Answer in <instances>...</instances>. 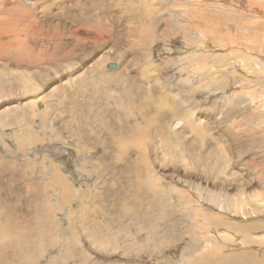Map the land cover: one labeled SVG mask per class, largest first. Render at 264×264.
<instances>
[{
  "label": "rangeland",
  "instance_id": "374dc122",
  "mask_svg": "<svg viewBox=\"0 0 264 264\" xmlns=\"http://www.w3.org/2000/svg\"><path fill=\"white\" fill-rule=\"evenodd\" d=\"M3 1L0 0V42L4 40L1 44L9 43L8 35L19 39L22 33L20 38L27 39L29 46L26 47L30 48L28 55L33 56L35 62L30 60L24 69L15 67L18 63L10 56L13 53L12 47L6 45L10 48L7 50L4 48L6 46L0 44L1 55L5 54L3 57L0 55L2 61L4 60L0 61V107L12 105V101L19 104L26 99L38 98L45 91L48 93L52 81L54 83L50 86L56 82L61 84L60 80L65 79L63 76L82 72V68L93 64L96 58L102 56L100 64L93 67L95 72L90 75V84L80 88L67 87L66 84L65 88L71 92L69 98L64 97V94L60 97V93L53 96L55 108L48 109L49 123L44 122L42 114L41 118L29 122L35 136L40 138L38 141L36 139L26 143L15 128L0 127V174L6 170L4 165L12 170L1 174L3 185L9 182L23 184L25 190L27 184L33 182L43 186L41 195H46L44 200L29 201L30 194L24 191L21 198H17L19 202H30L31 218H36V210L41 206L53 209H49V212L45 209L46 214L49 213L45 217L48 218V223L44 226L46 232L40 230L36 233V225L26 222L27 226H24L31 228L27 230L29 234L2 240H8L5 246L0 245V259L5 254L7 258L3 260H8V263L3 264H196V257L199 255L200 264H254L259 260L264 263V0H110L102 6L97 4L104 0H73L78 5H69L68 9V4L59 7L57 0ZM81 1L87 2L84 8L80 6ZM145 1L152 4L151 7ZM46 4L53 8L52 14L48 15L50 21L55 22L53 25L42 22L40 16H24L21 19H11L12 21L2 18L13 16L9 13L11 8L27 9L33 13L34 8ZM82 9L86 11L89 19L86 16L79 17ZM146 10L150 11L143 17ZM164 10L172 23L150 21L153 13L162 17ZM140 17L146 20L143 23L150 22V25L141 24L138 21L142 20ZM11 24L15 25L16 30L22 26L19 29L28 31L20 34L4 33L12 30ZM56 25L52 30L51 26ZM58 25L61 26L60 29ZM135 25L136 29L132 33ZM51 30L54 31L53 34ZM141 32L157 37L167 35L169 39L156 42L154 52L150 53V50L145 48L142 51V48L139 49L134 44L133 35L137 36ZM96 33L101 34L103 39L101 37L96 42L92 39L89 41V35L94 37ZM117 37L122 38L119 48L113 45ZM13 46L15 49L21 45ZM1 49H6V52ZM126 52L130 53V57L124 62L120 56ZM5 56L7 57L4 59ZM150 57L155 59L154 62L166 65L160 72L169 88H179L184 94L194 95L192 100L198 101L195 116L200 117L203 130L187 132L186 128L178 124L183 114L186 115L183 111H189L187 113L194 116L191 102L171 103L174 105L172 108L160 109L162 106L157 104L156 107L153 103L155 100L149 97L140 101L135 98L144 89L154 88L153 83L148 86L146 81L156 75L150 71L141 74V70L135 66L125 70L126 65H130V60L134 58L142 66L150 61ZM111 61L117 64L115 68H109ZM122 64L125 68L121 67ZM158 67L161 68L160 65ZM118 68L126 75V78H120L121 81L125 80L121 86H115L106 78L100 83V78L94 75L96 72L104 74L108 70L113 72L112 70ZM222 74H225L224 78ZM129 80L133 84L142 83V86L136 90ZM260 82L263 83L259 84ZM124 84L129 85L131 95L128 96L133 98L127 100L123 96ZM253 88H256L255 91ZM246 93L252 94V97ZM148 108L153 111H146ZM23 109L19 113L26 123V112L23 113ZM36 109L45 110L46 106L39 101ZM87 110L90 111L89 119L86 117ZM81 111L85 114L83 119L80 116ZM168 111L171 115L166 119L163 113ZM20 114L15 112L13 116L17 120ZM93 114L103 120L100 122L93 119ZM148 119L157 120L154 121L152 131L161 127V123L165 130L156 132L157 136L155 133H142L141 137H144L142 139L146 143H142L141 153L135 150L138 148L131 145L132 143H128L130 147L127 144L125 149L116 147L114 139L113 144H101L103 138L108 140L107 138L117 134L111 128L125 127L130 122L132 125L137 120L144 126ZM79 121L85 129L77 124ZM108 124L109 127L106 126ZM170 124L178 130L172 131ZM93 125L96 128L100 126V130ZM81 131L89 136L87 140H93V149L88 150L84 146L87 140L81 137ZM199 133L200 136L197 135ZM160 135H165L164 139L169 145ZM147 136L154 137L148 139ZM156 137L159 138L158 141ZM174 140L179 143L176 147L172 146ZM80 142L85 144L80 146ZM183 148L184 151H181ZM188 148L195 150L197 154L188 152ZM128 152H136L135 156L138 158L146 152L165 180H158L160 175L154 173L149 165L142 170V175L150 177L153 184L155 182L161 190L158 188L151 195L152 182L140 184L142 194L137 191V185H130L133 180L129 176L146 178L139 175L141 173L136 168L135 161H129ZM157 155L158 158H155ZM196 156L200 159L196 160ZM159 159L163 161V166L157 165L161 163L157 162ZM11 161L17 162L16 166L9 165ZM118 171L120 172L116 175ZM14 173L17 174L12 175ZM58 176L60 177L57 179ZM216 180L221 182L218 184L219 189L213 183ZM238 182L244 186L246 182L248 187L242 188ZM243 193L246 197L241 198ZM219 218L224 223L217 227ZM230 222L239 224L242 228L248 224L247 231L250 230L245 233L251 237L250 242L245 240L244 232H237ZM220 252L233 258L221 259ZM18 254L20 255L17 256ZM205 257L206 261H203Z\"/></svg>",
  "mask_w": 264,
  "mask_h": 264
},
{
  "label": "bare ground",
  "instance_id": "6f19581e",
  "mask_svg": "<svg viewBox=\"0 0 264 264\" xmlns=\"http://www.w3.org/2000/svg\"><path fill=\"white\" fill-rule=\"evenodd\" d=\"M3 1V0H2ZM40 1V0H39ZM55 1V0H54ZM68 1H72L71 3L70 2H68ZM107 1H110V0H104V1H100L97 5H99V6H102L103 5V3L105 2V4L107 3ZM198 1V0H197ZM4 2V1H3ZM82 2V3H81ZM80 2V6H82L83 8L86 6V4H87V2H83V1H81ZM146 2V1H145ZM199 3V2H198ZM246 3V2H245ZM2 3H0V5H1ZM56 4H58V6L59 7H61V6H63V5H66V4H68L67 5V8L66 9H68L69 8V5H78L76 2L74 3V1L73 0H57L56 1ZM146 4H148V7H151V5L152 4H150V3H148V2H146ZM154 4V3H153ZM201 4V3H200ZM237 4H238V2H237ZM126 5V4H125ZM39 6V5H38ZM37 6V7H38ZM56 6V5H55ZM147 6V5H146ZM154 6V5H153ZM165 6V5H164ZM20 7V6H19ZM130 7V6H129ZM7 8V7H6ZM22 8V7H21ZM42 10H41V9ZM40 8H34V11H33V13H31V11H27V9H23V10H21V9H19V8H11V10L9 11V13L11 14V15H13L12 17H9V16H3L2 18L3 19H5V20H10V21H12L11 19H15V18H23L24 16H28V17H32V16H40V18H41V21L42 22H44L45 24H54L55 22L54 21H50V19L48 18V15H50V14H52V12H51V10L53 9L52 7H51V5H48V4H46V5H42ZM62 8V7H61ZM73 8V7H72ZM98 8V7H97ZM134 8V7H133ZM137 8V7H136ZM154 8V7H153ZM157 8H159V7H157ZM160 8H162V7H160ZM38 9H40L39 11H38V13H37V10ZM65 9V10H66ZM146 9H147V7H146ZM167 9V8H166ZM165 9V10H166ZM151 10H153V9H151ZM158 10H160V9H158ZM157 10V11H158ZM161 10H163V9H161ZM163 11V16L162 17H160V15H158V16H155L154 15V13H153V16L151 17V20L150 21H165V22H167V23H172V20L169 18V15L168 14H166L165 12L166 11ZM168 10V9H167ZM81 11V13H80V15H79V17H83V16H86V18L87 19H89L88 18V14L86 13V11L84 10V9H82V10H80ZM134 11V10H133ZM150 10H146V12L143 14V17H146V15L148 14V12H149ZM190 11V10H189ZM12 12V13H11ZM135 12V11H134ZM162 12V11H161ZM169 12V11H168ZM6 14V13H5ZM4 14V15H5ZM156 14V13H155ZM161 14V13H160ZM220 14V13H219ZM142 15V14H141ZM179 16V15H178ZM217 16V15H216ZM1 17V16H0ZM14 17V18H13ZM142 17V18H143ZM38 18V17H37ZM141 18V17H140ZM141 18V19H142ZM150 18V17H149ZM19 19V20H20ZM16 20V19H15ZM28 21V20H27ZM40 21V22H41ZM141 24H144L145 26H147V25H150V22H148V24H145V23H143L144 21H146V20H138ZM143 21V22H142ZM6 22V21H5ZM14 22V21H13ZM108 22V21H107ZM17 23V22H16ZM20 23V22H19ZM29 23V22H28ZM21 24V23H20ZM59 24V23H58ZM131 24V23H130ZM2 25V24H1ZM12 25V27H10L12 30H10L9 29V31L7 30L6 32H4V33H6V34H9V33H17V34H20L22 31H26V30H24V29H19L20 27H22V26H20L17 30L16 29H14V27H15V25H13V24H11ZM22 25V24H21ZM36 25V24H35ZM60 25V24H59ZM59 25H58V27H59ZM128 26V25H127ZM6 27V26H5ZM57 27V25L56 26H51V29L52 30H54L55 28ZM61 27V26H60ZM60 27L58 28V29H60ZM67 27V26H66ZM129 27V26H128ZM23 28H24V26H23ZM126 28V27H125ZM132 28V27H131ZM66 29V28H65ZM85 29V28H84ZM92 29H94V28H92ZM97 29V28H96ZM100 29V28H99ZM136 29V25H135V27H133V31H132V33L134 32V30ZM1 30V29H0ZM4 29H2V31H3ZM52 30H51V32H52ZM123 30H125L124 28H123ZM132 30V29H131ZM216 30V29H215ZM5 31V30H4ZM14 31V32H13ZM28 31V30H27ZM56 31V30H55ZM63 31H64V29H63ZM66 31V30H65ZM88 31V30H87ZM95 31V30H94ZM93 31V32H94ZM121 31V30H120ZM172 31V30H171ZM175 31V30H174ZM178 31H179V29H178ZM200 31V30H199ZM202 31V30H201ZM31 32V31H30ZM33 32V31H32ZM48 33H50L49 31H47ZM54 32V31H53ZM53 32H52V34H53ZM58 32H59V30H58ZM92 32V33H93ZM215 32V31H214ZM2 32L0 31V34H1ZM40 33V31L37 33V34H39ZM95 33V32H94ZM122 33H123V31H122ZM200 33V32H199ZM213 33V32H212ZM25 33H23V35H24ZM27 34V33H26ZM36 34V33H35ZM43 34V33H42ZM47 34V33H46ZM64 34V33H63ZM72 34V33H71ZM131 34V33H130ZM172 34V33H171ZM216 34V33H215ZM21 35H22V33H21ZM21 35H20V37H21ZM51 35V34H50ZM66 35V34H65ZM89 35V34H88ZM96 35V36H95ZM119 35V34H118ZM168 35H170V34H168ZM9 36V39H8V41H9V43L8 44H6V45H10V48L12 49V51H13V53L10 55V56H12V58H13V60H15L18 64H16L15 65V67H20V68H25V66H26V64L28 63V62H30V60L34 63L35 61H34V57L33 56H29L28 55V52L30 51L29 49L30 48H28L27 49V47H26V45H28V43H26L27 41V39L25 40V39H23V38H20L19 37V39L18 38H16V37H12V35L10 34V35H8ZM45 36V35H44ZM52 36V35H51ZM54 36V35H53ZM72 36V35H71ZM83 36V35H82ZM81 36V38H83ZM87 36V35H86ZM90 36V37H89ZM88 37H89V41H91V39L93 40V42H96V41H98L101 37H102V35L101 34H99V35H97V33L96 34H94L93 36L94 37H91V35H89ZM121 36V35H120ZM76 38H77V35L75 36ZM124 37V36H123ZM133 37H134V44L135 45H137L138 46V48L140 49V48H142L141 50L142 51H144L145 50V48L147 49V50H150L149 52L151 53V51L152 52H154V46H155V43L156 42H158V41H160V40H165V39H169L168 37H167V35H165V36H159V37H157V36H155V35H153V34H146V33H144V32H141V33H139L137 36H135V35H133ZM200 37V36H199ZM209 37V36H208ZM24 38H26V37H24ZM61 38V37H60ZM105 38V37H104ZM6 39V38H5ZM102 39H103V37H102ZM85 40H88V39H86L85 38ZM101 40V39H100ZM121 40H122V38H116L115 39V41H114V43H113V45L115 46V47H120L121 45H120V42H121ZM4 41V40H3ZM3 41H1V42H3ZM82 41V40H81ZM80 41V42H81ZM106 41V40H105ZM126 41V40H125ZM168 41V40H167ZM1 42H0V44H1ZM5 42H6V40H5ZM5 42H4V44H5ZM79 42V43H80ZM86 42V41H85ZM106 42H108V41H106ZM165 42V41H164ZM82 43H84L83 41H82ZM101 43V42H100ZM3 44V43H2ZM1 44V46H6V45H2ZM13 44L14 45H17V44H20L21 46H17V47H15V49H17V50H15L13 47ZM112 45V44H111ZM157 45V44H156ZM250 45V44H249ZM29 46V45H28ZM31 47V46H30ZM136 47V46H135ZM1 48V47H0ZM4 48H8L7 46L6 47H4ZM10 48H8L9 50H10ZM5 49V50H6ZM7 49V50H8ZM122 49H123V47H122ZM1 50H3V49H1ZM5 50H3V52L5 51ZM116 50V49H115ZM11 51V52H12ZM119 51H120V49H119ZM6 52V51H5ZM125 52V51H124ZM64 53V52H63ZM117 53V52H116ZM31 54H34V53H31ZM102 54V53H101ZM100 54V55H101ZM104 54V53H103ZM261 54V53H260ZM0 55H1V53H0ZM5 55V54H4ZM4 55H1L2 57L4 56ZM9 55V54H8ZM226 55V54H225ZM116 56V55H115ZM2 57H0V61H2ZM7 56H5L4 57V59L6 58ZM101 57L102 56H99V58H96L95 59V62L93 63V64H91L90 63V65L88 66V67H86V68H82V72H77V73H71V74H69L68 73V75H65V76H63L65 79H63L62 78V80H60L61 81V84H59V82H56V84H53L52 86H50L52 83H54L53 81H52V83L49 85V87H50V89H49V91H48V93L45 91L44 93H42L41 94V96H39L38 98H31V99H26L25 100V102L24 103H19V104H16V103H14V101H12V105H9V104H7V105H3L2 107H0V127H2V128H4V129H7V128H10V129H12V128H15L18 132H19V136L21 137V139H23L26 143H31L30 141H34V140H36V141H38L40 138H39V136H35V133H34V131H32V125L29 123V122H31V121H33L34 119H38V118H41V114H42V116L44 115V122H46V123H49V120H50V117H49V112H48V109H50V110H53V96L55 95V96H57L56 94L57 93H60V97H61V95L62 94H64V97H70L71 95V92L69 93L68 91H67V87H74V88H80V87H82V86H84V85H88V84H90L89 82H90V75L91 74H93V72H95L94 71V69H93V67L95 66V65H97L98 63L100 64V62H101ZM121 59H123V61L125 62V61H127L128 60V58L130 57V53L129 52H126V53H123L121 56ZM10 58V57H9ZM135 58V57H134ZM131 59L130 60V65L128 64V65H126V69L125 70H128V69H130V68H132V67H138L137 69L138 70H141L140 72H141V74L143 73V72H151L153 75H156L153 79H150V81H146V83H147V85L149 86L151 83H153V86H154V88L152 89V90H146V89H144L143 90V92H139L138 93V95L135 97V98H137L139 101L141 100V99H147L148 97L152 100H155V101H153V103H154V105L156 104V107H157V104H160L161 106H162V108H160V109H164V108H166V107H169V108H172V106H174V105H171V103H179V102H184V101H187V102H191L192 103V107H191V111L193 112V115L194 116H190L187 112H189V111H183V112H185L186 113V115L184 116V114H183V117H181L179 120H178V124H180V125H182L183 126V128H186L188 131L187 132H189L190 130H191V132L192 131H194V130H198V131H200V129L201 130H203V127L202 126H200V117H196L195 116V112H196V110H198L197 109V107H196V104H198V101H193L192 100V96H194V95H192V96H190L189 94H184V92H183V90H181V89H172V88H169L168 86H167V83H166V79H164V78H161V72H160V69H162L163 68V66H166L165 64H162V63H156V62H154V60L155 59H152L151 57V59H150V61H148V62H146V64H143L142 66H140L138 63H137V61H136V59ZM155 58V57H154ZM212 58V57H211ZM8 59V58H7ZM6 59V60H7ZM112 59H114V58H112ZM93 60L94 59H92V61L91 62H93ZM133 60H135V61H133ZM4 61V60H3ZM2 61V62H3ZM114 61H115V59H114ZM114 61H111L112 63H110L109 64V68H111V65L112 64H115L114 63ZM217 61V60H216ZM7 62V61H6ZM105 62V61H104ZM139 62H140V60H139ZM1 64V63H0ZM119 64V63H118ZM142 64V63H141ZM10 65V64H9ZM124 64H122V66L121 67H124L123 66ZM161 66V68L160 67H158V66ZM232 65V64H231ZM2 66V65H1ZM100 66V65H99ZM107 66V65H106ZM115 66H117V64L115 65ZM4 67V66H3ZM97 68H98V66H96ZM139 67H141V69H139ZM14 68V67H13ZM96 68V69H97ZM115 68V67H114ZM125 68V67H124ZM225 68V67H224ZM133 69V68H132ZM252 69V68H251ZM7 71H10V70H8V69H6ZM137 70V71H138ZM113 72H111L110 70H108L107 72L105 71V73L103 74H99V73H95L94 75H96L98 78H100V83L102 82H104L105 81V78L107 79V81H110V82H113L114 84H115V86H121V84H123L124 82H125V80L124 81H121L120 80V78H126V75L124 74V73H122V71H120L119 70V68L117 69V70H112ZM259 71V70H258ZM140 72H138V73H140ZM221 72V71H220ZM226 73V72H225ZM149 74V73H148ZM151 74V75H152ZM221 74V73H220ZM72 75H74L73 77H72ZM223 75V74H222ZM221 75V76H222ZM225 75V74H224ZM224 75L222 76V78H224ZM235 75V74H234ZM145 76V75H144ZM226 76H227V74H226ZM225 76V77H226ZM200 78V77H199ZM214 78H216L215 76H214ZM258 78V77H257ZM92 79V78H91ZM259 79V78H258ZM261 79V78H260ZM95 80H96V78H95ZM216 80H218V79H216ZM215 80V81H216ZM228 80V79H227ZM230 80V79H229ZM250 80H252L251 78H250ZM249 80V81H250ZM98 81V80H97ZM203 81H206V80H203ZM212 81V80H211ZM210 81V82H211ZM226 81V80H225ZM260 81V80H259ZM129 82H130V84L132 85L133 83H132V80H129ZM144 82V81H143ZM263 82H264V79H263ZM262 82V83H263ZM220 83V82H219ZM248 83V82H247ZM251 83V82H250ZM257 83V82H256ZM261 82L259 83V84H262ZM66 84L68 85L66 88H65V86H66ZM105 84V83H104ZM145 84V83H144ZM199 84V83H198ZM206 84V83H205ZM212 84V83H211ZM214 84H215V82H214ZM218 84V83H217ZM258 84V83H257ZM264 84V83H263ZM15 85V84H14ZM208 85V84H207ZM213 85V84H212ZM212 85H211V87L210 88H212ZM242 85V84H241ZM248 85V84H247ZM250 85V84H249ZM253 85H255L254 83H253ZM252 85V86H253ZM124 86H125V88H124V95L123 96H125L126 97V99L128 98H130V97H132V96H128V95H131V91H130V89H129V85H125L124 84ZM123 86V87H124ZM133 86H134V88L136 89V90H139V88L138 87H141L142 86V83H138V84H133ZM147 86V87H148ZM213 86H216V85H213ZM255 86H257V85H255ZM261 86V85H260ZM260 86H258V87H260ZM123 87H122V90H123ZM127 87H128V89H127ZM152 87V86H151ZM219 87V86H218ZM249 88H251L250 86H248ZM35 88V87H34ZM223 88V87H222ZM261 88V87H260ZM42 89V88H41ZM206 89H207V87H206ZM242 89V88H241ZM244 89H246V88H244ZM252 89V88H251ZM254 90L253 91H255V89L256 88H253ZM48 90V89H47ZM77 90V89H76ZM225 90V89H224ZM224 90H222V91H224ZM260 90V89H259ZM263 90H264V88H263ZM39 91V90H38ZM128 91V92H127ZM208 91V90H207ZM217 91V90H216ZM243 91V90H242ZM252 91V90H251ZM252 91V93H254ZM258 91V90H257ZM256 91V92H257ZM261 91V90H260ZM259 91V92H260ZM41 92H43V91H41ZM82 92H83V90H82ZM93 92V91H92ZM218 92V91H217ZM237 93H238V91H236ZM235 92V93H236ZM261 92H263V91H261ZM78 93V92H77ZM190 93V92H189ZM234 93V92H233ZM258 93V92H257ZM226 94V93H225ZM240 94H241V91H240ZM243 94V93H242ZM246 94H248V93H246ZM260 94H262V93H260ZM76 95V94H75ZM81 95V94H80ZM210 95V94H209ZM251 95V97H252V94H250ZM249 94H248V96H250ZM258 95H256V97H257ZM234 97H236V94H234ZM238 97V96H237ZM67 98V99H68ZM83 98V97H82ZM113 98V97H112ZM133 98V97H132ZM249 98V97H248ZM13 99V98H12ZM81 99V98H80ZM127 99V100H128ZM256 99V98H255ZM255 99H253V100H255ZM61 100V99H60ZM206 100V99H205ZM231 100H233V99H231ZM260 100V99H259ZM39 101L41 102V103H44V105L46 106V109L45 110H40L39 111V109L37 110L36 109V106H37V102L39 103ZM93 101V100H92ZM148 101V100H147ZM263 101V100H262ZM68 102V101H67ZM118 102V101H117ZM193 102L195 103V104H193ZM200 102V101H199ZM253 102V101H252ZM6 103H8V102H6ZM76 103V102H75ZM15 104V105H14ZM66 104V103H65ZM190 104V103H189ZM67 105V104H66ZM87 105V104H86ZM159 105V106H160ZM85 106V105H84ZM160 106V107H161ZM200 106H201V104H200ZM264 106V105H263ZM79 107V106H78ZM131 107V106H130ZM23 108H25V109H23ZM55 108V107H54ZM66 108V107H65ZM85 108H86V106H85ZM136 108V107H135ZM175 108V107H174ZM173 108V109H174ZM201 108V107H200ZM208 108V107H207ZM210 108V107H209ZM23 109V113H24V111L26 112V119H27V122L25 123V121H24V118L22 119L21 118V110ZM59 109V108H58ZM211 109V108H210ZM60 110V109H59ZM68 110V109H67ZM98 110V109H97ZM99 110H102V108H99ZM69 111H71V110H69ZM68 111V112H69ZM88 112H87V115H86V117L89 119V113H90V111L89 110H87ZM93 111V110H92ZM133 111V110H132ZM146 111H148V112H152L153 110L152 109H150V108H148ZM158 111V110H157ZM163 111V110H162ZM171 111V110H170ZM170 111H168V113H163V117L164 118H168V117H170V115H171V113H172V111H171V113H170ZM15 112H17L18 114H20L19 116V118L16 120L15 119V117L13 116V114L15 113ZM20 112V113H19ZM61 112V111H60ZM66 112V111H65ZM83 111H81V113H80V116H81V118H82V116H84L85 114H83L82 113ZM160 112H161V110H160ZM164 112H166V111H164ZM264 112V111H263ZM64 113V112H63ZM71 113V112H70ZM133 113V112H132ZM79 114V113H78ZM100 114V113H99ZM142 114H143V112H142ZM64 115H65V113H64ZM63 115V116H64ZM157 115V114H156ZM202 115V114H201ZM17 116V115H16ZM66 116V115H65ZM91 116V115H90ZM110 116V115H109ZM204 116V115H203ZM74 117V115L72 116V118ZM120 117V116H119ZM192 117V118H191ZM43 118V117H42ZM77 118V117H76ZM75 118V119H76ZM96 119L97 121L98 120H100V122H101V120H103L101 117L100 118H98V117H96L94 114H93V119ZM105 118V117H104ZM160 118V117H159ZM211 118V117H210ZM66 119V118H65ZM68 119V118H67ZM66 119V120H67ZM83 119V118H82ZM129 119V118H128ZM135 119V118H134ZM141 119V118H140ZM143 119V118H142ZM202 119V118H201ZM42 120V119H41ZM73 120V119H72ZM84 120H85V118H84ZM91 120V119H90ZM131 120V119H130ZM161 120L162 121H166V120H164L163 118H161ZM82 121V120H81ZM89 121V120H88ZM141 121V120H140ZM146 122V125L144 124V126H143V124L141 123V122H139L138 120L137 121H134V123L131 125V122H130V124H125L126 126L124 127H114V128H111L112 130H114V131H116V135H114L112 138L111 137H109V138H107L108 140H104V138L102 139V141H101V144L103 143V144H113L112 143V140L114 139L115 141H114V143H116V147H118V148H120L121 147V149H125L126 147H127V144L128 143H132L131 145H134L136 148H138V149H135V150H139V152L141 153V151H140V149L142 148V143H146V140H144V139H142V138H144V137H141V134L142 133H145V134H149V133H151V135L152 134H156V132H158V131H163L164 132V130L165 129H163V123H161L160 125H161V127H158L157 128V130H155V131H152L153 130V125L155 124V122L154 121H157V120H153V121H151L150 119H148V120H145ZM86 122H87V120H86ZM93 122V121H92ZM105 122H106V119H105ZM215 122V121H214ZM65 123V122H64ZM90 123V122H89ZM97 123V122H96ZM156 123H159V121L158 122H156ZM168 123V122H167ZM172 123V122H171ZM202 124H203V122H201ZM208 123V122H207ZM207 123H205V125L207 124ZM77 124H79V125H82L83 126V123L81 124L80 123V121L77 123ZM91 124V123H90ZM94 124V123H93ZM106 124V123H105ZM113 124V123H112ZM177 124V125H178ZM68 125V124H67ZM92 125V124H91ZM95 125V124H94ZM93 125V126H94ZM100 125V124H99ZM114 125V124H113ZM117 125H119V124H117ZM116 125V126H117ZM120 125H121V123H120ZM204 125V126H205ZM69 126H70V124H69ZM73 126V125H72ZM81 126V127H82ZM88 126V125H87ZM104 126V125H103ZM107 127H109V124L108 125H106ZM49 127V126H48ZM74 127V126H73ZM72 127V128H73ZM80 127V126H79ZM80 127V128H81ZM86 127V126H85ZM95 127V126H94ZM100 127V126H99ZM99 127H97L98 128V130H100L99 129ZM113 127V126H112ZM165 127V126H164ZM169 127H170V129H172V131L173 130H178V129H176V127L175 126H173L172 124H170L169 125ZM68 128V127H67ZM71 128V127H70ZM83 128H84V126H83ZM88 128V127H87ZM86 128V129H87ZM91 128H93L92 126H91ZM96 127H95V129H97ZM103 128H105V127H103ZM103 128H101V129H103ZM52 129V128H51ZM74 129V128H73ZM76 129V128H75ZM85 129V128H84ZM83 129V130H84ZM110 129V128H109ZM134 129H137L136 131L134 130ZM169 129V128H168ZM180 129V128H179ZM206 129V128H205ZM204 129V130H205ZM219 129V128H218ZM70 130V129H69ZM82 130V129H81ZM93 130V129H92ZM97 130V131H98ZM105 130V129H104ZM108 130V129H107ZM124 130V131H123ZM206 130H208V129H206ZM53 131V130H52ZM71 131V130H70ZM210 131V130H209ZM212 131V130H211ZM219 131V130H218ZM222 131V130H221ZM82 132V131H81ZM80 132V134H83L81 137H84L85 138V140H87L88 139V135H86L85 133H81ZM34 133V134H33ZM47 133H49V132H47ZM91 133V132H90ZM160 133V132H159ZM162 133V132H161ZM204 133V132H203ZM209 133V132H208ZM50 134V133H49ZM48 134V135H49ZM52 134V133H51ZM56 134H57V132H56ZM53 135V134H52ZM55 135V134H54ZM94 135H96L95 133H94ZM97 135H98V133H97ZM100 135V134H99ZM98 135V136H99ZM112 135V134H111ZM179 135V134H178ZM197 135H199L200 136V133L199 134H197ZM203 135V134H202ZM204 135H206V134H204ZM72 136V135H71ZM92 136V135H91ZM156 136H157V134H156ZM160 136H162V135H160ZM216 136V135H215ZM94 137V136H93ZM96 137V136H95ZM100 137V136H99ZM154 136H151V137H149V138H153ZM163 137V136H162ZM161 137V138H162ZM164 137H165V135H164ZM164 137L162 138V140L164 141V142H166V144H168V142L166 141V139H164ZM181 137V136H180ZM44 138V137H43ZM46 138V137H45ZM78 138H80V137H78ZM147 138H148V136H147ZM148 138V139H149ZM160 138V139H161ZM166 138V137H165ZM223 138V137H222ZM222 138H221V140H222ZM94 139V138H93ZM156 139H157V141H158V139L159 138H157L156 137ZM177 139H178V137H177ZM81 140V139H80ZM99 140V139H98ZM153 140V139H152ZM161 140V141H162ZM230 140V139H229ZM83 141V140H82ZM91 141L93 142V140L91 139V140H87V142H85L86 143V145H84L85 143L84 142H80V146H82V145H84L85 147H88V150L89 149H93L92 147H91V145L93 144H91ZM96 141V140H95ZM151 141V140H150ZM149 141V142H150ZM156 141V140H155ZM163 141L161 142V143H163ZM177 141H179V140H177ZM105 142V143H104ZM110 142V143H109ZM34 143V142H33ZM36 143V142H35ZM78 143V142H77ZM99 143V142H98ZM161 143H160V145H161ZM225 143V142H224ZM230 143H232V142H230ZM79 144V143H78ZM100 144V143H99ZM119 144V145H118ZM156 144V143H155ZM159 144V143H158ZM178 142H176L175 140L174 141H172V146L173 147H176V145L178 146ZM18 145V144H17ZM75 145V144H74ZM129 145V144H128ZM147 145V144H146ZM145 145V146H146ZM163 145H165V144H163ZM169 145V144H168ZM220 145H222V144H220ZM225 145V144H224ZM105 146V145H104ZM151 146V145H150ZM107 147V146H106ZM129 147H130V145H129ZM146 147H149L148 145L146 146ZM171 147V146H170ZM80 149V148H79ZM160 149V148H159ZM171 149V148H170ZM169 149V150H170ZM173 149V148H172ZM178 149V148H177ZM85 150V149H84ZM106 150V149H105ZM151 150V149H150ZM163 150V149H162ZM186 150H188V152L189 151H192V153H194V154H197V152L195 151V150H193V149H190V148H188V149H186ZM48 151V150H47ZM98 151V150H97ZM122 151V150H121ZM125 151V150H124ZM128 151V150H127ZM160 151V150H159ZM164 151V150H163ZM181 151H184V148L183 149H181ZM157 152V151H156ZM162 152V151H161ZM225 152V151H224ZM232 152V151H231ZM11 153V152H10ZM129 153V152H128ZM135 153L136 152H133V154H130L129 155V161L130 162H133V161H135V165H136V168L138 167L139 168V170L138 171H140V173L141 174H139V175H142V170L144 169V168H146V166H151V169H152V171L154 172V173H156V174H158V175H160L159 174V171L156 169V164H154V163H152L150 160H149V156L148 155H146L145 153H144V155H142L141 156V158H138V157H136L135 156ZM226 153V152H225ZM233 153V152H232ZM16 154V153H15ZM14 154V155H15ZM235 154H236V152H235ZM102 155H104V154H102ZM123 155V154H122ZM125 155H128V154H125ZM57 156V155H56ZM14 157V156H13ZM107 157V156H106ZM121 157V156H120ZM123 157V156H122ZM105 158V157H104ZM155 158H158V155L155 157ZM196 158V160L197 159H200V158H198L197 156L195 157ZM235 161V160H234ZM107 161H105V163H106ZM111 162V161H110ZM157 162H161V163H159V164H157L158 166H163V161H160V159L159 160H157ZM165 162V161H164ZM17 163V162H16ZM16 163L14 162V161H11L10 163H9V165H11V166H16ZM112 163V162H111ZM175 163H177V162H175ZM28 164V163H27ZM122 164H124V163H122ZM25 165V164H24ZM92 165H93V163H92ZM109 164L107 163V166H108ZM188 165H190V164H188ZM238 165V164H237ZM6 168V170H3V172H7V171H12L11 169H9V167H7L8 165H4ZM18 166V165H17ZM51 166V165H50ZM72 166V165H71ZM95 166V165H94ZM173 166V165H172ZM109 167V166H108ZM116 167V166H115ZM185 167V166H184ZM195 167V166H194ZM194 167H192V168H194ZM55 168H56V166H55ZM105 168V167H104ZM110 169V168H109ZM109 169H108V171H109ZM242 169V168H241ZM240 169V170H241ZM244 169V168H243ZM105 170V169H104ZM110 170H112V169H110ZM186 172H188L189 170L188 169H184ZM124 171H126V170H124ZM144 171V170H143ZM147 171V170H146ZM145 171V172H146ZM2 172V173H3ZM115 172V171H114ZM120 171H118L117 173H116V175L119 173ZM1 173V174H2ZM13 173V172H12ZM107 173V172H106ZM109 173V172H108ZM242 173V172H241ZM1 174H0V245H2V246H5L6 244H7V242H8V240L7 241H2V240H4L5 238H7V237H17V236H26L25 234H29L28 233V231L27 230H31V228H29V227H26L27 225H26V222H28L29 224H32V225H36L35 227L37 228V230H36V233H39V231L40 230H42V232L45 230L44 229V226H46V224L48 223V218L47 219H45V217H47V215H49V213L48 214H46L47 212H49V209H52V207H43V206H41V208H42V210L40 211V209H37L36 210V212L38 213L37 214V216H36V218H31V216H32V213H31V211L29 210V208H31V207H29V205H30V200L31 201H35V199L37 200V199H43L44 200V198L43 197H46V195H44V196H42L41 195V193L43 192L42 191V188H43V186L41 187L38 183H35V182H33L32 184H27V189L25 190V187L23 186V184H16V183H8L10 186H8V184L7 185H3L4 183L2 182V177H1ZM15 174H17V173H14V174H12V175H15ZM152 174V173H151ZM220 174V173H219ZM11 175V176H12ZM20 175V174H19ZM120 175V174H119ZM135 175H137V174H135ZM253 175V174H252ZM4 176V175H3ZM56 176V175H55ZM113 176H115V174H113ZM143 176V178H146V179H139V176H134L135 177V179H134V177H132V176H129L132 180H133V183L132 184H130V185H137L136 186V188H137V191L139 192V193H142V191H141V189L139 188L140 187V184H142V185H146V184H150V182H152L153 180H151V178L150 177H148V176H146L145 174L144 175H142ZM141 176V177H142ZM60 176H58L57 177V179L59 178ZM183 177V176H182ZM155 178H157V177H155ZM201 178V177H200ZM74 179H78V178H74ZM153 179V178H152ZM158 180H165V179H163L162 178V176L160 175L158 178H157ZM8 180V179H7ZM80 179H78L77 181H79ZM57 181V180H56ZM55 181V182H56ZM229 181V180H228ZM12 182H14V181H12ZM156 182H158V181H156ZM60 183V182H59ZM58 183V184H59ZM209 183V182H208ZM213 183L214 184H216V186H217V188L219 189V187H218V184L219 183H221V182H218L217 180L216 181H213ZM225 183V182H224ZM239 183V185L242 187V188H245L246 186L248 187V185H247V183L245 182V186H244V184H242L241 182H238ZM54 184V183H53ZM57 184V185H58ZM166 184V183H165ZM231 184V183H230ZM51 185H52V181H51ZM152 192H150L151 193V195H152V193H154L158 188H159V185H157L155 182H154V184H153V182H152ZM232 185V184H231ZM6 186H8V188L6 187ZM59 186V185H58ZM63 186V185H62ZM73 186H75L74 185V183H73ZM239 186V187H240ZM164 187H165V185H164ZM62 188V187H61ZM65 188V187H64ZM56 189V188H55ZM131 189V188H130ZM155 189V190H154ZM160 189V188H159ZM172 189V188H171ZM161 190V189H160ZM22 191H24L25 193H28V194H30V197H29V201H24V202H19L18 201V199L17 198H21V196L20 195H23L24 194V192H22ZM66 191H67V189H66ZM135 191V190H134ZM145 191V190H144ZM151 191V190H150ZM226 191V190H225ZM58 193V192H57ZM69 193V192H68ZM72 193V192H71ZM134 193V192H133ZM168 193V192H167ZM45 194V193H44ZM56 194V193H55ZM143 194V193H142ZM141 194V195H142ZM145 194V193H144ZM156 194V193H155ZM135 195V194H134ZM136 195H138V194H136ZM149 195V194H148ZM25 196H27V195H25ZM60 196V195H59ZM69 196H71L70 194H69ZM27 197V198H28ZM53 197H55V196H53ZM152 197V196H151ZM243 197H246L245 195H244V193L242 194V196H241V198H243ZM61 198V197H60ZM14 199H17V200H14ZM160 199H162V198H160ZM256 199H258V197L256 198ZM20 200V199H19ZM28 200V199H27ZM225 201V200H224ZM262 201L264 202V197H262ZM58 203H59V201H58ZM40 205V204H39ZM44 205V204H43ZM47 205H48V203H47ZM58 205H60V203L59 204H57V207L59 208V206ZM84 205V204H83ZM157 205V204H156ZM155 205V206H156ZM229 205V204H228ZM264 205V204H263ZM33 206V205H32ZM84 207V206H83ZM228 207V206H227ZM259 207V206H258ZM229 208H230V205H229ZM256 208V207H255ZM33 209V208H32ZM45 209H48V211L46 212V210ZM234 209H235V207H234ZM240 209V208H239ZM260 209V208H259ZM53 210V209H52ZM87 210V209H86ZM238 210V209H237ZM242 210V209H241ZM260 210H262V209H260ZM40 211V212H39ZM33 212V211H32ZM89 212V211H88ZM203 212V211H202ZM226 212H228L227 210H226ZM232 212H234V211H232ZM201 213V212H200ZM229 213H231V212H229ZM235 213V212H234ZM236 213H237V211H236ZM239 213V212H238ZM215 214V213H214ZM240 214V213H239ZM259 214V213H258ZM83 215V214H82ZM202 215V214H201ZM210 215H212L211 213H210ZM241 215V214H240ZM252 215V214H251ZM207 216V215H206ZM214 216V215H213ZM216 216V215H215ZM209 217V216H208ZM225 218V217H224ZM33 219V220H32ZM210 219V218H209ZM217 220V219H216ZM224 220H226V219H224ZM30 221V222H29ZM74 221V220H73ZM208 221V220H207ZM218 222H217V224H216V226L218 227V226H220L221 224H223L224 223V221L223 220H221V218H219L218 220H217ZM229 221V220H228ZM230 221H231V219H230ZM233 221H234V219H233ZM232 221V222H233ZM262 221V220H261ZM72 222V221H71ZM80 222H81V219H80ZM259 222V221H258ZM226 223H228V222H225V224ZM253 223V222H252ZM200 224V223H199ZM214 225H215V222L213 223ZM229 224H232V227H235L236 228V230H237V232L238 231H241V232H244L243 234L245 235V240L247 241H249L250 242V239L249 238H251V237H248L247 236V233H245L246 231H247V229H248V224L245 226V227H240V225L239 224H236V223H229ZM254 224V223H253ZM24 225H26V226H24ZM32 225H30L31 227H33ZM39 225V226H38ZM29 226V225H28ZM72 228V227H71ZM227 228V227H226ZM229 228V227H228ZM227 228V229H228ZM34 230H35V228H33ZM260 229V228H259ZM250 230V229H249ZM248 230V231H249ZM258 230V229H257ZM247 231V232H248ZM44 232H46V231H44ZM255 232H256V230H255ZM258 232V231H257ZM210 233V232H209ZM212 233V232H211ZM210 233V234H211ZM249 233V232H248ZM215 234V233H214ZM261 234V233H260ZM197 235V234H196ZM209 235V234H208ZM256 235V234H255ZM254 235V236H255ZM72 236V235H71ZM28 237V236H27ZM210 237H211V235H210ZM62 238V237H61ZM65 238V237H64ZM253 238V237H252ZM255 238H257V237H254V240H255ZM259 238V237H258ZM52 239V238H51ZM71 239V238H70ZM69 240V239H68ZM264 240V239H263ZM255 241H258V239L257 240H255ZM254 241V242H255ZM248 242V243H249ZM65 243H67V242H65ZM64 243V244H65ZM213 243V242H212ZM259 243V242H258ZM260 244H261V242H260ZM53 245V244H52ZM251 245V244H250ZM54 246V245H53ZM10 247V246H9ZM217 248H219V247H217ZM215 249H216V247H215ZM44 250H46V247H45V249ZM21 252H22V249H21ZM24 252V251H23ZM210 252V251H209ZM216 252V251H215ZM227 252V251H226ZM226 252H225V254H226ZM219 253V252H218ZM221 253V252H220ZM230 253V252H229ZM233 253V252H232ZM204 254V253H203ZM209 255H211V253H208ZM215 254V253H214ZM228 254V253H227ZM20 254H18L17 256H19ZM205 255H207V254H205ZM231 255V254H230ZM234 257L236 256H238V255H233ZM202 257V256H201ZM221 259L222 258H233V257H230L229 255H224V254H220V256H219ZM241 257V256H240ZM5 258H7L6 256H5V254H4V256L2 257V260L0 261V264H3L4 262L5 263H8V260H3V259H5ZM206 258L207 257H205L204 259H203V261H206ZM218 258V257H217ZM263 258V257H262ZM216 260V259H215ZM201 261H202V259H201ZM209 261V260H208ZM217 261V260H216ZM258 261V260H257ZM200 264V255L198 256V257H196V264ZM205 263V262H204ZM254 264H264V263H262L260 260H259V262L258 263H254Z\"/></svg>",
  "mask_w": 264,
  "mask_h": 264
},
{
  "label": "water",
  "instance_id": "95a60500",
  "mask_svg": "<svg viewBox=\"0 0 264 264\" xmlns=\"http://www.w3.org/2000/svg\"><path fill=\"white\" fill-rule=\"evenodd\" d=\"M114 67H115V64H112V65H111V68H114Z\"/></svg>",
  "mask_w": 264,
  "mask_h": 264
}]
</instances>
